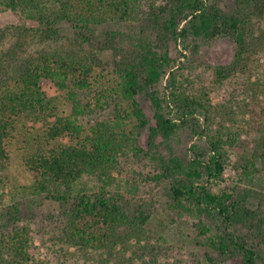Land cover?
<instances>
[{
	"label": "trees",
	"instance_id": "16d2710c",
	"mask_svg": "<svg viewBox=\"0 0 264 264\" xmlns=\"http://www.w3.org/2000/svg\"><path fill=\"white\" fill-rule=\"evenodd\" d=\"M232 1L239 6L236 14H225L218 5L208 6L204 0H0V8L37 22L36 28L0 29V184L10 161L9 143L24 134L25 121L31 122L36 133L28 140L37 146L27 155L25 166L35 173V192H54L59 195L54 200L72 201L67 213L70 243L85 246L95 240L111 250L118 246L126 250L133 240L141 241L149 216L142 210L131 213L120 199L108 196L107 188L114 183L111 174L119 170L120 158L128 150L136 157L161 159L152 150L159 148V138L168 140L177 125L161 114L157 93L150 94L158 110L157 126L149 127L150 150L142 149L139 138L149 121L136 97L169 76L179 111L188 117L201 113L208 123L216 109L205 91L187 94L181 90L179 78L188 79L174 72L176 62L170 57L169 45L189 37L210 41L229 36L236 43V52L230 65L213 69L216 83L239 73L252 75L264 54V0ZM110 23L131 29L139 25L140 31L133 36L109 31L103 42L96 40L98 27ZM66 26L75 30L70 46L61 34ZM128 41L132 49L125 50ZM95 45L121 55V59H113L114 72L101 77L99 95L90 90L94 72L90 63L95 60L86 54L87 46ZM45 82L56 85L59 98L50 96ZM256 86L252 82V90ZM59 101L67 108L64 112ZM110 108L115 109L114 119H101L100 114ZM223 111L227 116L229 110ZM87 116L94 119L85 131L79 121ZM261 127L256 148L257 158L264 161ZM231 132L225 124L219 126L216 135L208 133L206 160L198 155L190 165H176L184 178L171 185L170 204L176 210L195 211L198 217L219 221L223 233L210 241L222 257H239L242 264L264 263V248H260L264 245V213L241 205L228 194H212L201 183L204 176L208 182L222 179ZM65 137L76 142L64 143ZM86 175L102 181L100 193L91 196L79 191L71 198ZM239 225L251 227L263 240L251 244L233 230ZM198 228L202 236L211 232L205 223ZM33 243L31 228L26 225L2 233L0 264H42L30 253Z\"/></svg>",
	"mask_w": 264,
	"mask_h": 264
},
{
	"label": "rangeland",
	"instance_id": "374dc122",
	"mask_svg": "<svg viewBox=\"0 0 264 264\" xmlns=\"http://www.w3.org/2000/svg\"><path fill=\"white\" fill-rule=\"evenodd\" d=\"M204 3L208 6L218 5L225 14L239 12L237 2L232 0H204ZM261 22L264 26V19ZM138 26L131 29L110 23L98 27L96 40L103 42V37L109 31H125L133 36L140 31ZM36 27V21L21 13L0 8V29ZM61 34L68 46L74 43L76 36L73 27L62 28ZM131 46L128 41L125 50L132 49ZM169 50L171 59L176 62L174 72L188 79L179 78L181 90L187 94L205 91L210 105L216 109V115L208 123H205L201 113L184 116L173 101L172 89L167 81L169 76L154 89H143L137 95L136 100L149 121V126L139 138L142 149L150 150L149 127L157 126L158 110L150 94L157 93L158 102L163 106L161 114L177 125L175 133L168 140L159 138V148L151 149L161 159L136 157L128 150L120 158L119 170L111 174L114 183L107 188L108 196L120 199L131 213L142 210L149 216L141 241L133 240L126 250L122 246L108 249L106 246L109 245L91 240L93 237L87 238L91 242L85 246L70 243L67 213L73 206L72 201L54 200V197H59L54 192L50 195L35 192V173L25 166L27 155L37 146L28 140L36 131L32 128L33 124L30 122L28 125L27 121V128L22 127L24 134L11 140L8 147L10 161L0 184V235L17 225L31 228L34 243L30 253L36 262L42 264H242L241 258H225L213 249L211 237L224 230L219 221L198 217L195 211L188 213L174 209L169 194L174 181L184 178L176 165H190L198 155L202 156L201 160H206L209 155L208 133L216 135L219 126L225 124L232 132L229 136L231 141L225 147L227 160L224 175L219 181L209 182L204 176L201 183L212 194H228L241 205L264 213V161L257 158L256 148L261 126L264 129V54L260 56L252 75L239 73L219 84L215 81L213 69L232 62L236 43L231 37L222 36L210 41L194 37L179 39L177 43H170ZM86 54L95 60L90 63L94 66L90 90L99 95L101 77L107 78V74L114 72L113 59L119 60L121 55L112 50H102L96 45L87 46ZM252 82L257 83L254 90ZM43 85L50 96L60 97L56 85L48 82ZM59 103L58 107L64 112L67 108L62 106V102ZM223 108L229 110L227 116L223 115ZM113 111L115 109L110 108L102 112L101 119L113 120ZM93 119L90 116L80 119L85 131L89 124H93ZM63 141L70 144L76 142L70 137H65ZM158 176L163 178L157 180ZM102 186V181L96 175H86L77 183L71 198L79 191L93 196L100 193ZM200 223L211 228L207 236L200 234ZM250 228L239 225L233 230L255 245L263 239L252 233ZM99 229L104 230V227L100 226ZM260 248H264V245Z\"/></svg>",
	"mask_w": 264,
	"mask_h": 264
}]
</instances>
